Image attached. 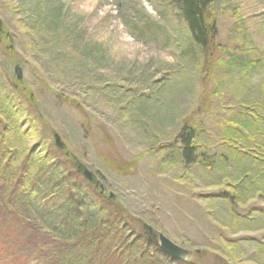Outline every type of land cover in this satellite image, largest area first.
<instances>
[{
    "label": "rangeland",
    "instance_id": "obj_1",
    "mask_svg": "<svg viewBox=\"0 0 264 264\" xmlns=\"http://www.w3.org/2000/svg\"><path fill=\"white\" fill-rule=\"evenodd\" d=\"M173 2L0 0V89L18 107L0 124L19 125L3 136L63 163L128 232L149 226L195 264H264V0H216L214 60ZM185 124L211 167L184 163ZM9 192L0 180V264H105L119 246L78 244Z\"/></svg>",
    "mask_w": 264,
    "mask_h": 264
},
{
    "label": "trees",
    "instance_id": "obj_2",
    "mask_svg": "<svg viewBox=\"0 0 264 264\" xmlns=\"http://www.w3.org/2000/svg\"><path fill=\"white\" fill-rule=\"evenodd\" d=\"M173 3L187 23L190 43L214 60V51L222 48L215 43L218 30L213 7L216 0H174ZM4 47L1 40L0 48ZM219 64L220 60L217 62ZM2 89L0 95L3 93L4 97H0V114L13 121L18 114V107L12 91L4 92L3 86ZM4 128L17 130L19 125L14 123L10 128L0 124V180L7 181L9 196L20 201L26 200L27 206L33 205L35 212L51 229L64 232L66 226L62 224L63 218L72 229L79 230L78 244L84 243L86 235L90 244H106L108 248L119 244L114 250L108 251L109 260L105 264H157L151 253L164 257L165 264H195L164 253L159 248L156 232L149 226L144 228L142 234H135L132 228L126 231L128 225L121 224L122 218L115 215L110 202H105L100 196L93 198L90 194L92 191L82 185L84 182L74 180L73 175L63 169V163L53 161L49 153L35 154L33 149L24 153L20 152L18 146H11L9 138L13 139V136H3ZM198 137L193 124H185L176 137L184 163H201L211 167L205 151L200 149L202 145ZM239 190L234 188L233 194L224 192L222 196L238 200L242 196ZM41 201L51 206L40 210L37 206L41 207Z\"/></svg>",
    "mask_w": 264,
    "mask_h": 264
},
{
    "label": "water",
    "instance_id": "obj_3",
    "mask_svg": "<svg viewBox=\"0 0 264 264\" xmlns=\"http://www.w3.org/2000/svg\"><path fill=\"white\" fill-rule=\"evenodd\" d=\"M15 70L18 73L17 77L20 80L21 79V73H20L19 66H16ZM55 139H56V144L60 148H63V145L61 144L60 138L58 136H55ZM78 169H81V166H79ZM82 174L88 181L92 182L94 180V176H93L92 172L89 171L88 169L83 168ZM101 188H102L101 193H103L104 188L102 186H101ZM110 196H112V194ZM159 246L166 254H169L170 256H172L176 259L187 260L189 255H190V251L188 249L176 244L175 242H173L171 239H169L167 236H165L162 233H159Z\"/></svg>",
    "mask_w": 264,
    "mask_h": 264
},
{
    "label": "bare ground",
    "instance_id": "obj_4",
    "mask_svg": "<svg viewBox=\"0 0 264 264\" xmlns=\"http://www.w3.org/2000/svg\"><path fill=\"white\" fill-rule=\"evenodd\" d=\"M83 175V174H82ZM85 178V177H84ZM86 179V178H85ZM87 180V179H86ZM100 193H101V191H100ZM103 195H104V192L102 193Z\"/></svg>",
    "mask_w": 264,
    "mask_h": 264
}]
</instances>
